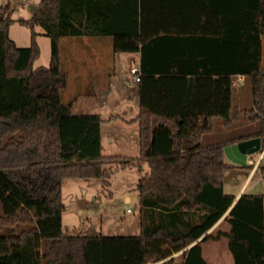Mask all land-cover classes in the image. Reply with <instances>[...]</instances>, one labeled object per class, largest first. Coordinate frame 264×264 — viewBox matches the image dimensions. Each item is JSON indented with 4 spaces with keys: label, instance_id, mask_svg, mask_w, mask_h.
Instances as JSON below:
<instances>
[{
    "label": "trees",
    "instance_id": "16d2710c",
    "mask_svg": "<svg viewBox=\"0 0 264 264\" xmlns=\"http://www.w3.org/2000/svg\"><path fill=\"white\" fill-rule=\"evenodd\" d=\"M219 2L39 0L29 18L17 19L32 29L27 46L10 37L14 8L0 6V264H148L178 251L180 264H208L202 243L222 235L234 264H264V193L235 200L223 179L231 165L225 144L260 137L264 147V0ZM36 25L51 39L47 65H34L41 53ZM175 32L219 36V76L205 59L197 68L154 69L146 48ZM85 34L112 36L115 51L141 50L138 157L104 154L101 114L73 113L63 102L62 37ZM238 74L251 81L250 107L234 101ZM141 161L150 169L137 186L138 234L63 232L64 178L100 177L107 185L108 164ZM226 211L229 230L207 232ZM157 264H175V256Z\"/></svg>",
    "mask_w": 264,
    "mask_h": 264
},
{
    "label": "rangeland",
    "instance_id": "374dc122",
    "mask_svg": "<svg viewBox=\"0 0 264 264\" xmlns=\"http://www.w3.org/2000/svg\"><path fill=\"white\" fill-rule=\"evenodd\" d=\"M38 1L39 0H0V6L9 3L10 7L14 8L13 17L16 21L10 26V37L20 46H27L31 43L32 29L26 25L20 24L17 19L29 18L36 9ZM35 30L44 32V29L40 25H36ZM37 37L40 43L41 53L35 60L34 65H47L51 59V39L45 33L38 34ZM127 54L128 53L125 51H120L119 54L116 55L118 59L114 63L117 65L118 69L112 76V83H115L113 84V94L115 95L118 94L119 91L122 93L129 85V79L134 76L131 72V67L135 65L134 63L136 62L132 54ZM261 63L264 64V39ZM72 84L73 83L69 81L68 86L63 90L62 99L65 103L72 101L76 96L77 88L72 86ZM128 98H132L133 102L129 106L136 105L139 107L138 92L133 93L130 91ZM96 99H98L97 95L94 97V95L89 93L86 96L78 97V99L73 102L71 111L73 113L97 111L93 103L96 102L94 101ZM234 101L240 107H250L252 104V85L249 77L245 79L242 78V81L237 77L235 78ZM240 122L243 124L247 123L245 119H241L239 123ZM124 130L128 132L133 130V127H128V125H125V123L120 120H114L105 125L104 142L106 150L104 153H125L123 152L124 149H128L123 148L125 146H123L124 142L122 143V141L123 138L125 139V134L119 136V133L121 134V131ZM228 130L227 127L223 128L224 132ZM109 133L111 135L115 134L116 139L118 138L116 135L121 138H119L118 141L115 140L113 144H109L106 140ZM138 153L139 149L137 146L134 154ZM256 156L257 155L254 154V157ZM228 159L231 165L225 168L223 172L224 190L226 192L235 193L250 173L251 167L250 165L238 164L230 158ZM257 159L258 157L255 160ZM262 164L264 165V160ZM107 167L113 170L107 185L103 183V179L100 177H69L63 179L62 195L65 208L63 210L62 229L64 233L133 235L141 231V212L137 186L140 177L150 169L148 163L145 162L141 165L128 166H122L121 164L117 166L114 163L108 164ZM244 188L246 192H264V172L260 166L255 168L249 175ZM80 208H83V212H80ZM1 213L2 208L0 204V214ZM222 227L226 228L227 224L224 222ZM224 242L225 239L222 238L218 244L221 246ZM180 252L181 251L175 252L171 256L160 260V262L175 256V264H180L182 261ZM210 252V248L207 249L209 255ZM221 260L222 263L211 264H230L231 259L227 251ZM152 262H154L153 259L149 263Z\"/></svg>",
    "mask_w": 264,
    "mask_h": 264
},
{
    "label": "crops",
    "instance_id": "0c3cea01",
    "mask_svg": "<svg viewBox=\"0 0 264 264\" xmlns=\"http://www.w3.org/2000/svg\"><path fill=\"white\" fill-rule=\"evenodd\" d=\"M168 1L171 3L172 0ZM219 1L224 3L225 0H217V2ZM224 31L225 29L223 28L221 33L222 37L224 36ZM43 33L44 32L42 31H37V35ZM263 39L264 35H262V46ZM150 47L151 48L146 49H148V51H150L151 55L153 56L152 64L156 70L172 69L175 65L180 66L181 69L197 68L198 61L205 59V68L216 69V71L213 70L211 73L214 77L219 76L221 68L224 67L225 48L224 42L223 40L220 42L219 36H217V39H215V37H209V35L207 37H203L192 34H178L176 32L170 34L161 33V35L156 37V39L152 42V46ZM119 52L120 51L114 50L113 38L110 35L85 34L82 36L65 35L62 37V68L67 75L68 82L71 81L73 83L72 86L77 88L76 96L72 101H69L71 102V108L73 106V102H75L78 97L86 96L88 93L94 95V97L97 95L98 99L94 100L96 102H93L97 111L92 112L100 113L104 118V122L101 126L103 152L106 150V145L104 142V127L106 124H109L114 120H120L124 122L125 125H128V127H133V130L131 131L126 132L124 130L121 131V134L119 133V136L125 134V139L123 138L122 143L124 142L123 146L125 147L123 148H128V151L124 149L123 152L125 153H111L109 151L110 153L104 154H121L129 157H138L141 151L140 125L137 119L138 113L140 111V99L139 107L136 105L129 106L133 102L132 98H128V94L130 91L133 93H139V82H136L134 80V76H132L129 79V85L122 91V93L119 91L118 94H113V84L115 83H112V76L118 69L114 62L118 59V56L116 55L119 54ZM125 52L134 56L136 63H134L135 65L133 66H138L140 68L141 50ZM202 68L203 67L201 66L200 69ZM187 74L188 76H191V73ZM236 77L239 78L240 81H242V78H246L244 74H238ZM134 97L135 95L133 96V101ZM116 136L118 137L117 139L115 138V134L111 135L109 133L108 138L106 139L107 142L109 144H113L115 140L118 141V139L121 138L118 135ZM137 146L139 153L134 154L136 152ZM260 153L261 149L247 156V162L244 165H250L251 171L237 192L233 193L236 196L235 200L241 193L246 192L244 186L249 175L257 167L259 162H263L264 156L259 162H257L258 159L255 160L257 157L259 158ZM254 154L257 156L254 157ZM224 157L226 161H229L225 153ZM142 163H145V161H141L139 165ZM80 212H83V208H80ZM227 213L228 211H226L207 232H211L212 234L216 235L220 231L229 230L230 225L225 220V215ZM224 222L227 224L226 228L222 227ZM202 236H204V234ZM222 238L225 239V242L220 246L218 242H220V239ZM210 239L202 243L203 255L207 259L208 264L222 263L221 259L223 255L226 254V251L228 252L231 259L230 264H234L233 254L228 248L226 237L222 235L216 239ZM209 248L211 250L210 255L207 253V249Z\"/></svg>",
    "mask_w": 264,
    "mask_h": 264
},
{
    "label": "water",
    "instance_id": "95a60500",
    "mask_svg": "<svg viewBox=\"0 0 264 264\" xmlns=\"http://www.w3.org/2000/svg\"><path fill=\"white\" fill-rule=\"evenodd\" d=\"M261 138L252 137L232 143L223 147L225 155L238 164H245L247 156L261 149Z\"/></svg>",
    "mask_w": 264,
    "mask_h": 264
},
{
    "label": "built area",
    "instance_id": "2783aa9c",
    "mask_svg": "<svg viewBox=\"0 0 264 264\" xmlns=\"http://www.w3.org/2000/svg\"><path fill=\"white\" fill-rule=\"evenodd\" d=\"M131 72H132L133 75H134V80H135L136 82H139L140 79H141V70H140V68H139L138 66H133V67L131 68ZM263 156H264V147L261 148V153H260L259 158H258L257 161H260V160L262 159ZM159 262H160V261H154V262L149 263V264H157V263H159Z\"/></svg>",
    "mask_w": 264,
    "mask_h": 264
}]
</instances>
